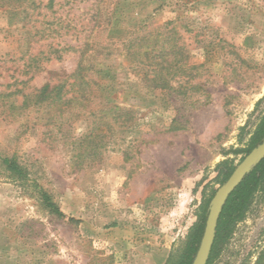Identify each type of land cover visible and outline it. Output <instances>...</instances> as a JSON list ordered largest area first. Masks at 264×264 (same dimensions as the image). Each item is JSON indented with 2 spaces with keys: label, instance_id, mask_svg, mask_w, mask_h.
Returning <instances> with one entry per match:
<instances>
[{
  "label": "rangeland",
  "instance_id": "374dc122",
  "mask_svg": "<svg viewBox=\"0 0 264 264\" xmlns=\"http://www.w3.org/2000/svg\"><path fill=\"white\" fill-rule=\"evenodd\" d=\"M149 35L176 41L171 88L151 89L127 58ZM93 43L101 97L32 99ZM108 104L132 123L106 125ZM263 114L264 0L0 3V158L16 156L67 217L0 168V264H170ZM263 248L264 192L209 264H255Z\"/></svg>",
  "mask_w": 264,
  "mask_h": 264
},
{
  "label": "trees",
  "instance_id": "16d2710c",
  "mask_svg": "<svg viewBox=\"0 0 264 264\" xmlns=\"http://www.w3.org/2000/svg\"><path fill=\"white\" fill-rule=\"evenodd\" d=\"M4 2L19 5L22 3V0H0V3ZM151 37L152 35L148 37L144 36L141 40L139 39L138 43L136 42L133 43L134 45H129V47L126 48L127 58H129V62L135 71H137L136 73H138L140 69H145L144 76L147 79L146 81L150 83L151 89L163 90L171 88L169 84L175 77L179 76L178 72L182 69L179 64L180 60L171 62L170 58L173 54L178 57L180 51L177 50V45L172 43L176 41L170 39L169 36L165 39H162V36L161 38L157 36L155 40L154 38L150 39ZM79 52L80 61L75 72L69 76L63 75L62 78L56 81V85L48 83L43 86L39 93L32 98L36 100V103H47L51 105L58 102L64 107L74 103H89L101 97L102 93L110 88V86H103L95 78L96 69L98 67L96 63L98 51L95 47V43H93L91 47L85 44L84 48ZM33 62H35V60L29 63L27 66L28 69L38 68ZM54 76L59 77L58 74H54ZM29 100V98H26L23 107L28 105ZM102 109H106L105 113L108 114L106 125H129L133 121L132 110L109 104L102 107ZM263 143L264 114L249 140L247 149L244 150L245 154L248 155L252 150L258 148ZM0 168L6 172L10 180L18 183L22 188H32L41 206L47 210L50 215L61 220L67 219L60 207L53 201L52 196L45 191L36 180L32 179L30 171L20 163L16 156L11 158H0ZM219 168L218 180L220 184H224L236 167L231 164L230 161H224L219 165ZM263 192L264 160L252 169L228 198L218 222L216 239L210 260L217 244L227 239L232 233L233 228L246 218L255 196ZM208 213L209 202L203 207L199 221L190 233L185 247L179 255L169 259L170 264H193L205 231ZM68 220L70 222L74 221L73 219ZM255 264H264V248L259 253V257Z\"/></svg>",
  "mask_w": 264,
  "mask_h": 264
},
{
  "label": "water",
  "instance_id": "95a60500",
  "mask_svg": "<svg viewBox=\"0 0 264 264\" xmlns=\"http://www.w3.org/2000/svg\"><path fill=\"white\" fill-rule=\"evenodd\" d=\"M263 160L264 143L252 150L235 168L229 179L216 191L210 202L205 231L193 264H208L216 239L218 222L228 198L252 169Z\"/></svg>",
  "mask_w": 264,
  "mask_h": 264
}]
</instances>
